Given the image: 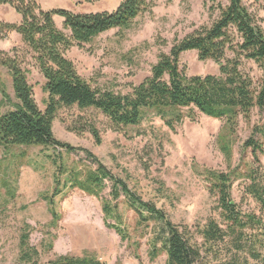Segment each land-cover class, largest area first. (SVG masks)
Returning <instances> with one entry per match:
<instances>
[{
	"label": "rangeland",
	"instance_id": "obj_1",
	"mask_svg": "<svg viewBox=\"0 0 264 264\" xmlns=\"http://www.w3.org/2000/svg\"><path fill=\"white\" fill-rule=\"evenodd\" d=\"M122 0H38L43 11L64 9L74 14L114 11ZM226 5V0H218ZM246 8L259 20L264 31V0H243ZM151 10L135 19L130 29L105 32L88 44L74 46L65 52L77 73L94 87L114 93L129 94L132 87L150 77L152 65L160 53L168 54L172 45L200 26H209L217 17L207 11V0H151ZM58 29L62 19L53 18ZM20 16L9 6L0 5V23L18 24ZM68 33V32H65ZM17 57L27 72L33 99L44 110L46 94L44 79L25 53L15 33H0V59ZM180 68L191 76L218 75L212 61L201 62L195 52L183 53ZM242 71L258 83L263 72L252 62H244ZM0 86L14 102L10 77L0 66ZM0 94V113L8 111ZM263 113L256 109L249 123L238 121L230 134L224 120L198 114L194 122L184 121L175 131L149 115L138 127L115 129L93 109L62 108L53 122L52 132L60 142L76 150L66 153L43 147H12L7 153L0 148V264H19V235L23 224L31 226L29 243L40 254L39 263L55 255L81 257L94 255L106 264H166L161 253L153 261L149 257L147 237L140 236L134 214L119 202L130 243L122 242L116 233L104 225L102 200H109V186L98 198L78 189L64 190L58 178V166L69 171L94 168L91 159L81 150L90 152L111 173L124 180L145 201H151L166 212L173 223L182 226L203 225L208 219L221 223L214 197L208 193L203 169L234 173L232 202L242 212L259 215L258 206L244 192L247 180L238 176L252 164L249 150L243 144L252 128L262 126ZM99 136L97 145L89 131ZM254 139L262 143L257 135ZM228 145L231 157L222 152ZM264 169V154L258 157ZM63 168V167H62ZM54 189L61 191L55 199L58 221L52 222L47 203ZM52 248L47 251L48 244ZM134 244V245H133ZM137 244V245H135Z\"/></svg>",
	"mask_w": 264,
	"mask_h": 264
},
{
	"label": "trees",
	"instance_id": "obj_2",
	"mask_svg": "<svg viewBox=\"0 0 264 264\" xmlns=\"http://www.w3.org/2000/svg\"><path fill=\"white\" fill-rule=\"evenodd\" d=\"M226 2L222 5L218 0H207V11L210 15L217 14L216 19L176 41L168 54L160 53L151 67L150 77L123 95L92 86L77 73L65 52L88 44L110 30L130 29L137 17L151 10V0H122L112 12L89 14H74L64 9L43 11L38 0H0V5L9 6L20 16L18 24L0 23V33L19 36L25 53L44 79L46 94L45 108L40 110L18 58L0 59L14 95L12 102L0 86L2 103L9 108L0 113V148L4 153L20 146L74 152L75 148L57 140L52 132L53 122L62 108L93 109L118 130L138 127L152 115L174 132L184 121L194 122L201 114L224 120L229 133L234 134L238 121L249 123L255 109L264 116V31L243 0ZM54 17L62 19V29L56 27ZM191 51L201 62H214L218 75L187 76L180 68L179 58ZM244 62H252L262 70L258 83L242 71ZM89 131L99 145L97 131L94 128ZM255 135L264 140V123L253 127L251 137L243 144V150L251 153L252 164L238 176L247 180L244 192L258 206L259 215L242 212L232 202L235 172L202 170L208 193L216 200L221 223L208 219L203 225L191 227L173 223L164 210L142 199L86 150L81 151L91 159L94 168L67 172L64 166H58L55 183H60L64 176L61 182L64 190L78 189L98 198L108 182L109 200L101 202L105 227L112 229L122 242L130 243L118 205L122 202L134 214L140 236L147 237L151 261L164 253L166 264H264V169L258 159L264 150L262 143L254 139ZM221 150L230 159V146H222ZM60 194V190L54 189L49 197H41L47 203L53 223L58 221L54 199ZM31 231L28 224L20 229L19 264H40L39 252L29 243ZM51 248L49 243L47 251ZM44 264L106 263L85 254L55 255Z\"/></svg>",
	"mask_w": 264,
	"mask_h": 264
}]
</instances>
